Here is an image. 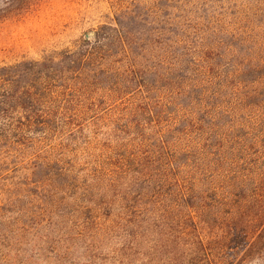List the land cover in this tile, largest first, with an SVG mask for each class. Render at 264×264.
Wrapping results in <instances>:
<instances>
[{
    "label": "rangeland",
    "instance_id": "obj_1",
    "mask_svg": "<svg viewBox=\"0 0 264 264\" xmlns=\"http://www.w3.org/2000/svg\"><path fill=\"white\" fill-rule=\"evenodd\" d=\"M8 3L0 0V67L51 58L74 48L81 39L92 40L98 27L119 23L140 39L137 53L158 54L159 61H148V65L167 71L151 80L156 84L153 96L159 100L153 118L147 114L140 120L128 117L132 97L112 100L110 91L117 85L105 72L81 78L78 85L69 80L52 83L50 91L60 89L61 84L69 89L60 93L64 94L57 98L61 100L38 107L48 124L43 133H15L19 115L13 111L0 117V134H7L0 137V264H138L134 260L148 259L144 248L132 253L128 249L136 238L145 240L146 249L170 240L171 248L167 245L157 253V264H163L165 254L180 256L181 248L192 239L182 236L190 232L186 223L168 216L174 200L168 188L147 190L139 184L129 193L127 205L140 204L131 216L145 218L138 226L112 224L104 216L109 213L105 207L96 217L89 213L88 204L101 193L102 182L111 178L108 166L156 148L146 143L153 126L166 132L165 139L181 150L178 165L192 154L199 158L203 150L225 148L227 153L237 145L233 140L240 138L253 145V150H246L252 160L258 151L264 152V0ZM135 142L141 148L128 147ZM57 158L63 162L55 165L51 160ZM257 162L254 174L264 179V159ZM243 168L239 163L237 174L220 170L216 174L220 188L232 176L246 175ZM58 175L64 198L58 200V207L43 205L40 198L51 199L46 190ZM96 176L99 184L95 185ZM258 189L254 185L245 193L260 198L264 193ZM242 196L224 193L231 201ZM207 201L213 212L227 209L212 194ZM244 243L222 242L214 250L215 260L264 264V237L252 247ZM188 257L195 262L171 264H205L203 252Z\"/></svg>",
    "mask_w": 264,
    "mask_h": 264
},
{
    "label": "trees",
    "instance_id": "obj_2",
    "mask_svg": "<svg viewBox=\"0 0 264 264\" xmlns=\"http://www.w3.org/2000/svg\"><path fill=\"white\" fill-rule=\"evenodd\" d=\"M13 1L9 0L7 6L12 5ZM152 30L155 35V30ZM139 40L119 23L103 25L94 31L92 40L81 39L80 43L74 44V48H67L51 58L1 66L0 117H3L5 112L13 111L19 115V123H17L19 125L13 129L15 133L19 131L43 133V127L48 124L42 120L46 114L38 107L45 106L53 100H61L57 99L64 96L60 93H66L69 89L67 85L61 84L60 89L55 86L56 90L50 91L54 85L52 83L69 80L78 85L81 78L92 79L105 72L108 75L107 78L113 79L117 85L116 89L110 91L112 100L117 99L118 96L132 97L129 101L128 117L134 115L140 120V117L147 114L153 118L156 115L159 100L153 96L156 84H152L151 80L161 77V73L167 70L148 65V61H159L158 54L153 55L151 50H149V57L137 53V45L140 46ZM129 122L130 125L133 124ZM143 123L148 125V122ZM135 127L139 129L138 126L133 128ZM149 130L151 138H148L146 143H153L156 148L147 150L146 153L128 155L121 159V165L113 162L108 166L107 176L111 178L102 182V187L99 188L101 193L95 194V200L88 204L91 208L89 213L92 212L98 217L100 214L95 213H99L102 207H105L108 208L109 213L103 215L112 224L138 226L145 218L136 214L131 216L132 210L137 212L140 204L133 202L131 207L128 206L129 193L134 188H139V184L145 186L147 190L160 191L168 188L174 197L168 216L186 223L185 227L190 232L182 236L188 235L192 241L181 248L183 250L181 257L178 253L172 255L173 257L171 254H165L163 264H171L175 260L195 262L188 256L196 252H203L206 255L205 264H219L214 258V250L222 242L243 241L249 247L255 246L264 237V195L255 198L245 191H251L255 185L260 188L258 190L261 194L264 193V179L254 174V165L257 166V161L264 159V152L258 151L256 159L252 160L253 158L246 153V150H253V145L240 138L237 141L233 140L237 145L227 149L229 150L227 153L225 148L214 149V152L203 150L198 152L199 158L192 154L191 158L188 157V160L186 158L185 163L178 165L181 160V150L176 149L174 143L165 139L166 132L157 131L156 126ZM6 136L7 134H0V137ZM141 146L138 142L128 145L131 149H138ZM188 148L191 152L194 150L192 146ZM172 150L179 152L173 153ZM51 161L57 165L62 163L63 159L57 158ZM239 163L245 167L243 169L246 175L232 176L226 187L220 188V175L216 176V174L220 170L236 172L235 169ZM175 168H179L177 174L173 173ZM59 177L58 175L56 177L58 179L50 185L48 191L46 190L51 199L36 196L37 199L40 198L43 205L52 207L60 205L59 201L61 202L64 198V190L61 188ZM98 179L99 177L96 176L93 183L99 184ZM94 184L92 188L95 187L96 184ZM48 186L49 184L45 188ZM113 192L116 193V197H113ZM224 193L231 196L235 194L243 196L231 201V198H227L228 200L224 198ZM210 194L219 198L222 206L227 207L228 210L217 208L213 212L207 201ZM100 200L102 203H98ZM162 239L164 241V236ZM166 241L163 245L146 249L144 239L132 240L128 246L130 252L144 248L147 250L148 259L147 261L137 259L133 263L157 264V253L166 249L167 245L171 248L170 240Z\"/></svg>",
    "mask_w": 264,
    "mask_h": 264
}]
</instances>
